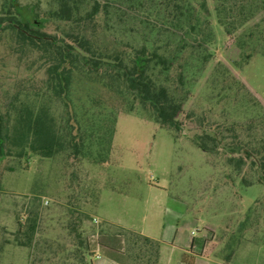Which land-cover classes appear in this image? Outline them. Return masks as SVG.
Masks as SVG:
<instances>
[{"label": "rangeland", "instance_id": "1", "mask_svg": "<svg viewBox=\"0 0 264 264\" xmlns=\"http://www.w3.org/2000/svg\"><path fill=\"white\" fill-rule=\"evenodd\" d=\"M20 1L25 5L34 0ZM40 4L42 10L47 8L46 0ZM208 5L214 32L208 45L211 57L202 72L184 85L187 96L176 131L159 125L128 94L77 71L70 106L81 131L92 128L102 136L101 145L95 140L91 153L76 159L66 154L70 151L54 157L27 151L22 157L12 155L0 161V264H56L58 256L62 258L76 242L77 231L92 245L99 240L93 234L98 227L115 233L120 229L115 224L158 239L172 240L175 233L188 235L191 230L209 238L203 249L195 250L199 255L162 244L163 264H181L184 253L187 264H264V185L243 186L240 174L226 163L224 150L208 154L191 140L198 129L218 123L227 142L247 134L242 113L228 111L231 101L209 97L218 95L220 86L216 84L214 91L209 88L214 73H231L264 106V55L255 52L245 63L241 30L226 34L214 17L211 0ZM45 29L50 32L53 26ZM124 41L117 45L123 47ZM102 44L113 48L108 36ZM32 73L22 63L17 65L0 44V101L7 91L28 88L26 79ZM127 103L134 109L127 110ZM63 109L58 105L66 117ZM110 117L115 120L108 138L105 125ZM232 122L234 131H226L224 127ZM250 131L251 136L261 133L257 128ZM35 213L31 245H21L18 241L25 235L21 232L16 238L18 221L26 227ZM78 217L81 227L75 231L71 225ZM54 251H59L55 259L45 261Z\"/></svg>", "mask_w": 264, "mask_h": 264}, {"label": "trees", "instance_id": "2", "mask_svg": "<svg viewBox=\"0 0 264 264\" xmlns=\"http://www.w3.org/2000/svg\"><path fill=\"white\" fill-rule=\"evenodd\" d=\"M40 3L0 0V44L17 65L22 63L35 72L26 79L28 88L7 91L0 101V161L12 155L22 157L27 151L41 157L70 151L66 154L76 159L79 154H90L95 140L100 144L102 136L95 135L92 128L81 131L70 106L77 71L128 94L159 125L178 129V115L187 96L184 85L202 72L211 57L208 45L214 32L208 0H46L43 10ZM211 4L226 34L241 30L245 63L255 52L264 55V0H211ZM50 25L53 29L48 32L45 28ZM107 36L111 50L102 44ZM122 40L124 45L119 47ZM214 74L209 88L214 91L220 86L218 95L209 97L221 96L227 104L231 101L228 111L242 113L247 134L227 142L218 123L198 129L191 140L208 154L224 150L226 163L240 174L243 186L264 185V106L231 73ZM58 105H63L66 117L57 110ZM127 105V110L134 109ZM114 120L110 117L105 125L108 138ZM234 124L223 126L233 132ZM253 128L261 133L251 136ZM81 222L78 217L71 227L77 231ZM36 223V213L26 227L18 221L16 238L21 232L25 235L18 239L19 244L31 245ZM93 234L99 240L91 245L77 231L76 242L62 258L58 256L56 264H95L96 249L120 264H162L159 240L122 227L115 233L98 227ZM208 240L202 238L201 246ZM57 254L59 251L50 253L45 261H53Z\"/></svg>", "mask_w": 264, "mask_h": 264}, {"label": "crops", "instance_id": "3", "mask_svg": "<svg viewBox=\"0 0 264 264\" xmlns=\"http://www.w3.org/2000/svg\"><path fill=\"white\" fill-rule=\"evenodd\" d=\"M107 223L115 224L114 222H111V221H108ZM115 225H118L122 228H126V229L136 231L132 228H127V227L121 226L119 224H115ZM192 231L193 230H191L188 235L185 233H182V232L178 233V234L175 233V235L171 238L172 240L164 239V238L158 239V238H156L150 234H146L145 232H141V231H136V232L144 234V235L151 237L153 239L159 240L162 242V244H169L171 246V248H179L181 250L188 249L191 253L197 254L195 252V250H201L204 248L205 244L203 246H201L202 245L201 240H202V238L205 237V235L203 232L200 235H195V232L192 233ZM192 240H195L193 245H191ZM161 255H162V253H161V248H160V262L162 263ZM197 255H199V254H197ZM94 262H95V264H120V263L116 262L115 260L111 259L110 257H108L107 255H105L99 249H96L95 256H94ZM187 263L188 262H186V254L184 253L182 256V259H181V264H187Z\"/></svg>", "mask_w": 264, "mask_h": 264}, {"label": "built area", "instance_id": "4", "mask_svg": "<svg viewBox=\"0 0 264 264\" xmlns=\"http://www.w3.org/2000/svg\"><path fill=\"white\" fill-rule=\"evenodd\" d=\"M47 202H48V200L46 199V200L44 201V203H47ZM93 220L96 221V218H94ZM192 233H194V231H192Z\"/></svg>", "mask_w": 264, "mask_h": 264}]
</instances>
